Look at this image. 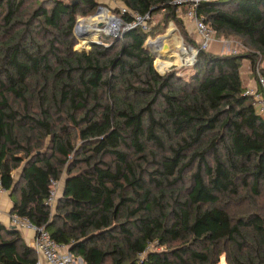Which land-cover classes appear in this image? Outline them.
Masks as SVG:
<instances>
[{"label":"trees","instance_id":"trees-1","mask_svg":"<svg viewBox=\"0 0 264 264\" xmlns=\"http://www.w3.org/2000/svg\"><path fill=\"white\" fill-rule=\"evenodd\" d=\"M24 1L1 0L0 180L11 214L83 264H264V116L241 76L243 59L254 74L264 55V0L201 2L215 35L242 37L250 52L199 49L190 67L164 74L145 46L152 26L75 51L76 17L100 1H41L34 18L52 35L44 45L16 19ZM120 1L162 14L188 39L171 0ZM51 178L61 188L48 205ZM245 201L249 210L234 215ZM156 239L165 247L140 259ZM37 259L19 229L0 222V264Z\"/></svg>","mask_w":264,"mask_h":264},{"label":"rangeland","instance_id":"rangeland-1","mask_svg":"<svg viewBox=\"0 0 264 264\" xmlns=\"http://www.w3.org/2000/svg\"><path fill=\"white\" fill-rule=\"evenodd\" d=\"M41 1H47V0H25L23 2V5L17 12L16 19L22 25L23 29H26L30 35L35 37L38 43L45 45L47 43V40H49L50 36H52L51 31L50 29L45 28L40 20L34 18V12L39 7V4L41 3ZM100 6L103 8H101L98 12H96L97 8ZM123 7L124 5L120 0H102L100 1L99 4H97L96 8L92 12H90L87 16L81 17L80 15H78L76 17L75 25L77 24V27L80 28V24H79L80 19L95 17L97 14L102 15L101 17H97V18L95 17L94 23L91 25L89 31L90 33H92L93 38H96V36L99 35L96 32L100 30V32H102L99 38L100 44H103L104 38H107L108 40L111 41V43H108L107 45H111L114 40H117V38H119V36L123 34L122 33L123 18L121 17L122 15L121 10ZM5 13H6V10L4 9V7H2L1 0H0V39L3 33V27L5 26L4 20H3ZM106 13L120 20V24L115 26L113 25V23H109V21H106V19L104 18ZM179 16H183V15H179ZM180 18L182 19L184 27L187 30L188 39H185L180 35L176 25L172 21L169 20L167 22H164L162 19V14L154 15L150 20V25L152 26V29L150 30L149 37L145 41V46H147L150 49V47L147 45L149 41H153L157 37L160 39L161 37H165V34L170 33L172 34V36H175V37H172L170 35L169 37H167V39L172 43L171 45L172 49L175 52H180L178 50L177 43H176L178 41H180V43L182 42L181 44L185 48V52L183 54L182 53L180 54L183 58L181 62L172 61L170 64H165L162 67H160L157 64L160 61L156 60L155 58L154 66L157 72L160 74H164L170 70L177 71L180 69L190 67L196 61L198 50L196 46L192 45V43L196 45L197 37L194 33L192 21L188 18H184V17H180ZM99 22H102L104 24L102 28L96 27V25ZM16 32L17 31H15L14 34ZM79 41L80 40H77L74 35V40H73L74 44H72L73 50L75 51L80 50ZM122 42L123 41H121L120 43H115L116 47L119 48ZM83 46L86 47L85 45ZM190 48L194 50L193 51L194 54L191 53L192 50H190ZM207 52H212L214 54H221V55H229V54L235 55V54H239L242 52H250V50L245 45V40L242 37L235 36V35H230V36L215 35V41L211 45V47L207 50ZM256 59H257L256 64H258V67L264 68V55L258 56ZM241 64H242L241 65V74H242L241 76L243 78L244 85L247 86L249 85V82H252L254 80V74L252 73V68L250 67L249 61H247L246 59H243ZM177 73L179 75H183V73L181 72H177ZM7 96H8V100L13 105V107L17 108V102L14 103L13 97L8 94ZM70 131H72V129H70ZM49 144H50V140L49 138H47L44 141V147L42 148V150L46 151ZM64 174H65V171L62 170L61 176H63ZM256 200H257L256 201L257 205L264 206V191L262 192L261 196L257 198ZM249 205L250 204L248 201L234 203L232 204V213L236 216H239L241 213H246V211L249 210L248 209ZM164 247H165L164 245H160L159 243V246L155 247L154 249L162 250ZM76 259H77V264H83L81 261H78L79 260L78 258ZM218 264H225L223 256L220 258V262Z\"/></svg>","mask_w":264,"mask_h":264},{"label":"built area","instance_id":"built-area-1","mask_svg":"<svg viewBox=\"0 0 264 264\" xmlns=\"http://www.w3.org/2000/svg\"><path fill=\"white\" fill-rule=\"evenodd\" d=\"M71 2L72 0H64ZM102 1V0H98ZM217 0H171L170 4L175 7L176 14L183 15L184 18H188L192 21L194 33L197 37V44L199 48L197 50H208L215 41V32L212 26L204 21V19L198 15L197 9L201 2H209ZM100 8H103L100 6ZM122 14L128 13L130 20L123 22L124 33L127 30L140 27L144 31H148L151 28L149 13L140 15L135 11H131L125 7L121 10ZM151 42V41H149ZM192 50V48H190ZM194 51V50H192ZM255 84L246 86V94L251 97L252 104L255 111L264 116V71L263 68L258 67L256 64L254 68ZM61 188V181L57 179H50L49 195L45 201L48 205H53ZM7 190L0 180V194L6 193ZM9 226L17 229L26 228L34 233L33 240L31 241V247L37 253L38 259L36 264H77V259L73 258L67 251L66 246L58 243L52 239L49 233L43 228L34 225L26 217L18 216L17 214H11L9 219ZM159 246L158 240L150 241L146 244L145 249L138 253V257L142 259L148 251L155 250L154 248ZM78 261H81L80 259ZM82 262V261H81Z\"/></svg>","mask_w":264,"mask_h":264},{"label":"water","instance_id":"water-1","mask_svg":"<svg viewBox=\"0 0 264 264\" xmlns=\"http://www.w3.org/2000/svg\"><path fill=\"white\" fill-rule=\"evenodd\" d=\"M77 0H72L71 2H75ZM101 8L98 7L96 12H98ZM102 24H98V27H101ZM74 35H75V38L77 40H80V41H83V43L85 44L86 43V48H82L80 49L79 51L81 52H86V51H89L90 47L94 44H100L99 42V38H100V34L102 32H100L99 35L96 36L95 39L92 38V33L84 30L83 28H78L77 27V24L74 26ZM166 37H169L170 34H165ZM159 38L157 37L155 40L151 41V42H148L147 45L150 47V50L153 54V56L156 58V60L160 61L161 63L163 61H170L172 60V56H170V52L168 51L170 46L168 44H161V42H159ZM152 45H154V48L151 47ZM159 45H161L162 49H163V52H160L158 51V47ZM168 52V53H167ZM24 168V164L22 166V169ZM10 194V193H9ZM67 251L69 252V249H67Z\"/></svg>","mask_w":264,"mask_h":264},{"label":"bare ground","instance_id":"bare-ground-1","mask_svg":"<svg viewBox=\"0 0 264 264\" xmlns=\"http://www.w3.org/2000/svg\"><path fill=\"white\" fill-rule=\"evenodd\" d=\"M101 16L102 15L97 14L95 17L97 18V17H101ZM95 17H89V18H82V19H80V21H79L80 28H83L84 30L90 32L89 29H90L91 25L94 23ZM104 18L106 19V21H109V23H113V25H115V26H117L118 24H120V20H118L117 18H114L111 15H108L107 13L105 14V17ZM98 24H102V26L101 27H98ZM98 24L96 25L97 28H102L104 26V24L102 22H99ZM96 31H97V29H96ZM99 31H97L96 33L100 34ZM170 35L172 36V34H170ZM172 37H175V36H172ZM92 38H93V36H92ZM93 39H95V38H93ZM79 42L82 43V45L87 46L86 43L85 44L83 43V41H79ZM159 42H161V44H168L170 46V48H169L168 51L170 52V56H172V60H170V61L166 60V61H163L162 63H164V64H170L172 61H176V62H181L182 61L183 58H182V56L180 54L181 53L183 54L185 52V48L181 44L182 42L180 43V41H178V42L175 41L177 43V47H178V50L180 52H175L172 49V46H171L172 43L167 39L166 36L165 37H161L160 40H159ZM151 47L154 48V45H152ZM158 51L163 52V49H162L161 45H159ZM191 53L194 54L193 51H191Z\"/></svg>","mask_w":264,"mask_h":264},{"label":"crops","instance_id":"crops-1","mask_svg":"<svg viewBox=\"0 0 264 264\" xmlns=\"http://www.w3.org/2000/svg\"><path fill=\"white\" fill-rule=\"evenodd\" d=\"M255 79L252 82H249V85H254ZM12 209V200L8 191L6 193L0 194V222L5 225L9 226V219L11 215ZM20 234L23 240L31 245V241L33 240L34 233L26 228L19 229Z\"/></svg>","mask_w":264,"mask_h":264}]
</instances>
